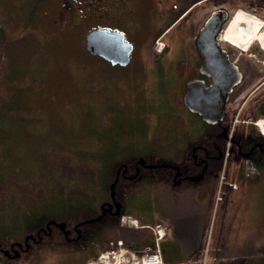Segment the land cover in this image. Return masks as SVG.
Here are the masks:
<instances>
[{"label":"rangeland","instance_id":"rangeland-1","mask_svg":"<svg viewBox=\"0 0 264 264\" xmlns=\"http://www.w3.org/2000/svg\"><path fill=\"white\" fill-rule=\"evenodd\" d=\"M36 1L0 0V149L5 159L1 174L24 169L34 181L36 192L46 191L44 195L51 204L58 200L54 193L58 183L67 190L87 191L91 187L70 182L59 172L46 171L41 162L42 151L68 152L74 163L107 159L114 157L116 151L120 157L125 153L136 156L143 151L160 154L161 150L150 144L159 137L170 138L171 132L177 131L179 121L175 115H182L186 122L189 118L176 112L169 92L179 79L170 72L179 60L198 61L199 57L194 46L195 34L185 26H176L169 32L171 50L162 65L153 59L160 53V45L152 47L143 37L127 31L126 38L136 45L134 58L126 69L113 67L90 54L86 47L87 34L93 27L105 25L106 19L87 12V22L67 28L55 16L61 0H39L40 5ZM78 2L89 8V0ZM239 10L248 13L239 8L237 14ZM64 19L73 22L68 15ZM146 20L152 21L150 17ZM155 21L165 23L167 17ZM134 30L140 33L137 30L141 29L138 26ZM256 41L264 54L261 41ZM251 58L264 70V55ZM167 83L171 85L168 89ZM32 110H41L42 115H28ZM103 114L109 120L105 128L100 123ZM193 120L199 122L195 117ZM228 168L226 181L237 188L228 189L215 217L216 203L213 207L208 199L201 205L192 188L173 187L171 191L159 190L150 200L146 194L141 196L144 212L148 206L152 212L143 213V220L154 227L159 224L166 235H193L199 241V255L209 243L211 260L223 264L264 263V174L254 182L240 178L233 165ZM44 171L47 177L43 178ZM16 179L18 185L26 184L25 179ZM13 191L17 201L9 208L12 219L19 216L23 206L32 203L25 204L21 193L16 188ZM107 234L112 240L128 238L135 242H142L141 235H151L150 239L153 236L149 229L123 227L120 220ZM78 262L76 256L60 253L44 259V264Z\"/></svg>","mask_w":264,"mask_h":264},{"label":"trees","instance_id":"trees-1","mask_svg":"<svg viewBox=\"0 0 264 264\" xmlns=\"http://www.w3.org/2000/svg\"><path fill=\"white\" fill-rule=\"evenodd\" d=\"M229 46V49L235 50V55L239 52L236 47ZM170 50L167 41L164 50L157 55L160 59L156 64L165 63ZM239 64L245 70V79L235 88L227 106L224 120V125L227 127L247 98L244 117L253 121L264 118V86L251 94L252 90L264 80V70H261L251 57L241 59ZM199 65L200 59L193 61L183 58L170 72H174L179 79L178 82L176 80L173 83V86L167 83L165 87L168 89L169 85L171 86L169 94L171 93L172 100H175L174 106L178 109L176 112L185 113L181 110V108L185 110L183 104L185 82L189 78L200 77ZM28 115L40 116L42 111L32 110ZM190 115L200 120L199 116ZM175 120L179 121L177 131H172L170 138L159 137L158 141L150 144L151 147L157 146L161 150L160 154L143 151L136 156H128L125 153L120 157L116 151L114 157L95 161L80 160L74 163L68 152L56 149L42 151L41 162L46 171L59 172L70 182L86 183L91 187L87 191L81 188L67 190L63 184L58 183L54 188L55 191L51 190L58 200L51 204L44 195L46 191L38 189L36 192L35 183L29 172L16 168L7 175L1 174L5 159L0 149V264H44L47 255L58 253L76 256L79 259L77 264H87L102 252L112 248L110 245L112 238L107 234V230L116 226L122 216L129 215L146 224L143 213L152 212L149 206L144 212L141 204L143 194H146L150 200L154 188L168 191L172 187L175 189L191 187L197 199L204 201L214 193L222 171V160L209 161V166L205 170V165L197 161L196 157L201 152L197 150V154L194 153V148L205 145L212 150L216 142V145L222 144L223 150L226 139L218 136L223 128L201 122L202 124L196 129L192 127L194 122H186L179 114L175 115ZM108 121V117L106 119L103 114L100 120L101 127L105 128ZM237 130L236 141L245 153H251L249 155L242 154L243 151L235 153L232 165L240 178L251 179L254 182L260 180L264 174V135L253 123L240 124ZM236 146L238 148V145ZM140 159L144 160L145 165L137 174L136 168ZM146 165L158 167L154 169ZM120 166L123 173L120 172ZM126 166H128L127 171H125ZM17 177L25 179L26 184L18 185ZM44 177H47V173L43 175ZM13 186L21 193L25 204L28 201L32 203L23 206L24 209H20L19 216L12 219L9 208L17 201ZM117 205H120V211L118 216L113 218ZM99 217L100 219L97 220ZM53 222L64 224L71 234L67 237L65 232ZM124 240L127 247L136 251H141L144 247L128 238ZM15 243L21 244L20 247ZM5 251H9V254ZM16 251L20 253L18 257L15 256Z\"/></svg>","mask_w":264,"mask_h":264},{"label":"flooded vegetation","instance_id":"flooded-vegetation-1","mask_svg":"<svg viewBox=\"0 0 264 264\" xmlns=\"http://www.w3.org/2000/svg\"><path fill=\"white\" fill-rule=\"evenodd\" d=\"M72 1L80 3V5L76 6ZM38 2L39 0L36 1V4H38ZM149 4L151 5L147 7ZM88 5H89V8L87 9V8H84L82 6V3L78 2V0H61L60 8L55 11L56 12L55 16H58L60 20H62L63 23L65 22V25H64L65 27L72 28L75 26H81V22L83 23H85V21L87 22L88 19L85 14L87 12H92L94 14H98L100 18L106 19L107 22L105 25H97L96 27H93L91 31L96 30V29H105V30L122 32L125 34V36H126V32L129 31L128 33H132L133 35H136L137 37H143L144 40L149 41L152 47L155 46L156 40L162 39V38L167 39L168 33L172 29H174L176 26H181V27L185 26L186 28H190L193 34H195V37H194V46H195V40H196L197 34L199 30L202 28V26L204 25V23L206 22V20L208 19V17L213 13V11L225 10L227 12V17L220 26L218 40H221L222 45L228 50L230 57L233 60H236L239 64L241 59L250 58L253 56L260 57L264 55L262 51L259 50L258 44L253 45L248 50L247 53H243L239 51L235 55V50L229 49L230 46H228L226 42H223V39H222V33L224 32L229 19L234 14L237 13L236 11L239 8H242L248 13L253 14L254 16L253 15L252 16L253 17L256 16L255 18L258 19L259 21H261L259 18H261L264 21V0H89ZM36 9L38 8H36L35 6V10ZM29 12L27 13V16ZM66 15L70 16L73 19V22H71V20L65 21L64 18ZM81 16H83V19H81ZM163 16L167 17L168 22L166 21L165 23H158L155 21V19L158 20L162 18ZM139 17H141L140 19H142L140 23H138V20H137V18ZM146 17H150V20L152 21L148 22L146 20ZM25 18H24V23H25ZM126 18L130 20V23H128V20H125ZM55 24H57L56 19H55ZM138 26L140 27L141 30H137V31H139L140 33H137L134 30V28L136 29L138 28ZM25 28H26V24H25ZM126 41L131 42L127 38H126ZM134 48H135L134 49V52H135L136 50L135 44H134ZM134 52L132 53V56H131V62L134 58L133 56ZM198 57L200 59V65H199V68H200L202 64V59L199 56V54H198ZM153 59L156 63L157 60L160 59V56H157V57L154 56ZM131 62L127 66L121 67V68L126 69V67L130 66ZM108 63L112 65L110 62ZM240 68L244 73V79H245V70H243L241 66ZM199 74H200V77L195 76L193 78H189V80L185 82L186 91H187V83L192 79H197V78L204 79L208 84L211 82V79L208 78L207 76L202 75L200 71H199ZM263 83H264V80L258 86L255 87V91L260 89ZM232 95L233 94H231V96ZM231 96H230V99H231ZM181 110L189 116L187 122H194L192 124V127L198 128L199 125L202 124L201 122H204L199 115L192 114L186 106H185V110L182 108ZM190 114L199 116L200 120L197 118L199 122H195L193 120V117ZM224 120H225V114H224L223 119L220 121V123L216 124L219 127L223 128L221 133H219L218 135L222 139L227 138V131L229 127V126L227 127V125H224L225 124ZM246 123H252V122H246ZM237 131L238 130H236V133ZM235 137L233 139V144L231 147V157H230L231 161L233 160V155L235 153L243 151L242 147L239 145V142L236 141ZM236 145H238V148ZM197 150H199L202 154V155L200 154L199 156H196L197 161L204 164L205 170H206L207 167L209 166V163H208L209 161H214L215 159L222 160L223 151L226 150V145L224 149L222 150V144L220 143L219 145H216V142H215L212 147V150H210L205 145H199L196 148H194V153L196 152L197 154ZM250 153L251 152H248V153H245V151L242 152V154L244 155H249ZM118 154L120 155V153ZM141 160L142 159L138 161L139 166L136 168L137 174L140 172V168H143V166L145 165L140 162ZM124 165L125 164L123 163L122 166ZM122 166H120V169L122 168ZM127 167L128 166L125 167V171H127ZM146 167H152L155 169L158 166L157 165H146ZM120 172L123 173V169H121ZM211 172L212 171L210 170L209 173ZM127 177L131 178L130 176H127ZM155 189L156 188H154L152 191H154ZM116 217L117 216L114 215L113 218H116ZM15 245L17 247L18 246L20 247L21 244L19 245V243H15ZM11 250L13 252V249ZM20 250H23V249H20Z\"/></svg>","mask_w":264,"mask_h":264},{"label":"water","instance_id":"water-1","mask_svg":"<svg viewBox=\"0 0 264 264\" xmlns=\"http://www.w3.org/2000/svg\"><path fill=\"white\" fill-rule=\"evenodd\" d=\"M226 17L225 10L213 11L199 30L195 40L196 50L202 59L199 71L210 78L211 82L208 84L204 79H192L187 83L184 95V104L188 110L212 125L219 124L223 119L231 94L244 79L240 66L218 40L220 26ZM87 49L112 65L126 66L131 61L134 46L126 42L123 33L99 29L87 35ZM119 211L120 205H117L116 214ZM59 227L67 236L70 234L64 224H59ZM19 255L17 251L15 256Z\"/></svg>","mask_w":264,"mask_h":264},{"label":"built area","instance_id":"built-area-1","mask_svg":"<svg viewBox=\"0 0 264 264\" xmlns=\"http://www.w3.org/2000/svg\"><path fill=\"white\" fill-rule=\"evenodd\" d=\"M236 122H239L238 117L235 120V123ZM235 123L230 131L231 135L233 134ZM260 126L262 128V125ZM262 130L264 132L263 128ZM228 156H229V149L226 153V157ZM128 222L129 225L131 226L132 225L137 226V221L128 219ZM155 233H156V247L155 248L146 247L142 255L137 254L128 248H125L123 242L119 241L118 242L119 249L103 253L96 260L90 261L88 264H164L160 249V240L163 237L164 232L160 228H157V230H155ZM207 251H206V255H207ZM206 255H205V259L201 264H207Z\"/></svg>","mask_w":264,"mask_h":264},{"label":"crops","instance_id":"crops-1","mask_svg":"<svg viewBox=\"0 0 264 264\" xmlns=\"http://www.w3.org/2000/svg\"><path fill=\"white\" fill-rule=\"evenodd\" d=\"M157 193H159V189L153 192L152 197ZM208 199L209 203L212 204V194H210L204 201H200L196 198V202L203 205ZM209 207H211V205H209ZM199 208L201 207L199 206ZM178 233L179 234H176L175 232L174 235L171 236L166 235L162 241V250L164 246L163 256L166 264H197L200 258V255L198 254L199 251L197 250L199 241H196L193 235H182L180 232ZM150 236L151 235H141L140 238L142 239V242L138 243L148 244L149 242H152L153 236L151 239ZM188 250L189 252L191 250L190 254L188 253Z\"/></svg>","mask_w":264,"mask_h":264},{"label":"bare ground","instance_id":"bare-ground-1","mask_svg":"<svg viewBox=\"0 0 264 264\" xmlns=\"http://www.w3.org/2000/svg\"><path fill=\"white\" fill-rule=\"evenodd\" d=\"M262 27H264L262 21L251 14L239 11L238 14L234 15L229 27L224 32L223 40L238 45L243 51H247L256 40H260L264 47V30Z\"/></svg>","mask_w":264,"mask_h":264}]
</instances>
